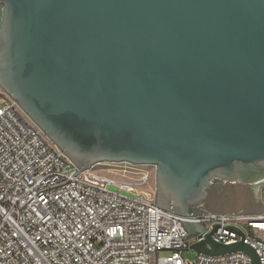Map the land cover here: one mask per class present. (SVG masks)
Here are the masks:
<instances>
[{
    "label": "water",
    "instance_id": "obj_1",
    "mask_svg": "<svg viewBox=\"0 0 264 264\" xmlns=\"http://www.w3.org/2000/svg\"><path fill=\"white\" fill-rule=\"evenodd\" d=\"M0 88L81 171L156 166L196 252L261 264L187 213L264 182V0H0Z\"/></svg>",
    "mask_w": 264,
    "mask_h": 264
},
{
    "label": "built area",
    "instance_id": "obj_2",
    "mask_svg": "<svg viewBox=\"0 0 264 264\" xmlns=\"http://www.w3.org/2000/svg\"><path fill=\"white\" fill-rule=\"evenodd\" d=\"M261 203L257 213L198 206L187 215L206 233L217 226V242L244 240L264 264L263 191ZM200 235L154 196L81 171L0 88V264H251L243 251L186 258Z\"/></svg>",
    "mask_w": 264,
    "mask_h": 264
},
{
    "label": "rangeland",
    "instance_id": "obj_3",
    "mask_svg": "<svg viewBox=\"0 0 264 264\" xmlns=\"http://www.w3.org/2000/svg\"><path fill=\"white\" fill-rule=\"evenodd\" d=\"M21 112L24 118L33 124L22 110ZM92 170L98 174L127 182L138 190L149 192L150 194L147 196L155 197L157 168L154 165L104 162L97 164ZM144 178L147 179L144 180ZM263 189L264 182L253 186L217 181L210 190L209 198L205 206L208 209L221 212L244 211L257 213L262 211L263 208L261 203L262 191L264 195ZM184 255L186 258L194 259L197 252L194 249H189L184 252Z\"/></svg>",
    "mask_w": 264,
    "mask_h": 264
},
{
    "label": "bare ground",
    "instance_id": "obj_4",
    "mask_svg": "<svg viewBox=\"0 0 264 264\" xmlns=\"http://www.w3.org/2000/svg\"><path fill=\"white\" fill-rule=\"evenodd\" d=\"M149 181V180H148ZM138 190V189H137ZM138 191H140V192H142V193H145L146 195H149L150 193L149 192H147V191H142V190H138Z\"/></svg>",
    "mask_w": 264,
    "mask_h": 264
}]
</instances>
